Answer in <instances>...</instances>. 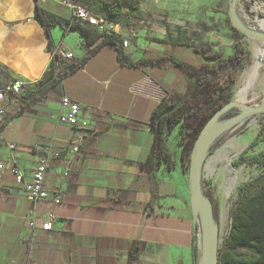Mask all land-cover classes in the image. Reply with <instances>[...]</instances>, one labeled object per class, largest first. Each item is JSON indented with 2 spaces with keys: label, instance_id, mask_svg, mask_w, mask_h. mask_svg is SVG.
<instances>
[{
  "label": "crops",
  "instance_id": "obj_1",
  "mask_svg": "<svg viewBox=\"0 0 264 264\" xmlns=\"http://www.w3.org/2000/svg\"><path fill=\"white\" fill-rule=\"evenodd\" d=\"M60 1L66 0H47L42 8L68 19L70 11ZM36 4L0 0V89L15 80L25 89L50 88L25 109L21 97L6 101L9 121L1 134L0 161L10 155L6 143L15 145L29 180L45 147L61 158L46 175V201H28L9 173L0 183V264H128L138 240L145 249L135 264H200L182 125L166 137L171 163L158 166L157 200L154 183L141 168L153 144V111L166 95L183 97L196 84L193 78L173 57H156L154 47L141 40L127 47L121 41L132 66L122 65L115 46L107 45L75 73H51L53 45L64 42L74 63L101 40L88 46L60 27L48 36L36 20ZM63 95L82 107L77 130L85 132L86 141L77 152L70 146L76 130L58 121ZM49 217L55 220L52 231L29 228L30 220L40 226Z\"/></svg>",
  "mask_w": 264,
  "mask_h": 264
},
{
  "label": "rangeland",
  "instance_id": "obj_2",
  "mask_svg": "<svg viewBox=\"0 0 264 264\" xmlns=\"http://www.w3.org/2000/svg\"><path fill=\"white\" fill-rule=\"evenodd\" d=\"M231 2L232 0H85V4L100 16L110 8L120 12L115 27L107 26V29L112 28L114 31L112 37L126 40L132 46H137L141 40L154 47L156 57L164 53L165 56L190 65L195 72L206 69L216 71V76L206 87H199L196 77L191 76L196 84L190 85L183 95L190 105V113H194L182 124L179 133L189 172L197 140L193 136L194 129L204 114L214 109L217 111L230 102H237L241 87L249 82L252 84L253 81L246 104L254 107L264 102V61L259 63L254 50L256 47L264 49V45L232 27ZM239 15L246 24L257 28L256 22L264 21V0H259V3L256 0H240ZM76 34L79 35L78 32ZM237 43L240 55L238 59H234ZM71 64L62 62V72L68 70ZM256 64H260V68L255 77L251 73H254ZM238 116L239 111L233 109L221 116L218 123L225 124ZM190 124L191 127L188 126ZM263 125L264 115H261L234 126L219 139L213 147V154L207 158L202 187L204 195L213 196L221 244L228 233L229 218L236 205L239 188L259 174V170L248 161L264 151V142H260L253 150L248 148L256 140ZM239 143L241 146L237 147ZM236 175H239L238 181L233 184L230 178Z\"/></svg>",
  "mask_w": 264,
  "mask_h": 264
},
{
  "label": "trees",
  "instance_id": "obj_3",
  "mask_svg": "<svg viewBox=\"0 0 264 264\" xmlns=\"http://www.w3.org/2000/svg\"><path fill=\"white\" fill-rule=\"evenodd\" d=\"M85 4V0H84ZM85 6H87L85 4ZM88 7V6H87ZM89 8V7H88ZM94 14L98 15L89 8ZM100 16V15H98ZM120 12L117 9H106L101 18L117 24ZM36 20L50 36V30L55 27L65 28L69 24V20L58 16L36 4ZM72 32H78L81 39L88 46L94 45L101 35L91 27H81L73 25ZM107 45L115 46L118 51V58L122 65H129L123 55L121 48V40L112 36L106 37L93 49L87 50L83 58L71 64L70 68L63 71V76L73 74L81 69L91 58H93L103 47ZM240 55L239 45L236 44L234 59H238ZM175 65L180 67L187 75L195 76L199 87L208 86L216 71L206 69L204 71L195 72L193 67L177 59H170ZM154 64L156 61H147ZM51 73H55V65L51 64ZM197 86V88H198ZM38 87V85H37ZM45 90L34 91L33 89H25L20 96L24 102L25 109L27 106L41 100ZM224 97V96H223ZM216 109L202 114V120L194 129V137L197 139L201 130L210 120ZM194 113H190V105L186 99L179 95H166L160 101L158 107L153 111L151 117V132L153 135V144L146 161L141 164V168L146 170L150 179L154 183V200H157V169L164 161L171 163V155L166 148V137L169 131L187 121ZM191 127V124L188 125ZM219 140L215 144L218 143ZM260 142H264V125L256 140L249 146L248 150H253ZM214 144V145H215ZM214 147V146H213ZM211 148L208 157L213 154L214 148ZM248 163L255 166L259 170L257 177L247 182L239 188L236 205L229 218V228L227 236L219 249V264H264V151L249 159ZM205 198L212 204L214 220L219 225L217 208L215 206L212 194L205 195ZM145 249V245L141 241H135L129 250L128 264H135L139 256Z\"/></svg>",
  "mask_w": 264,
  "mask_h": 264
},
{
  "label": "built area",
  "instance_id": "obj_4",
  "mask_svg": "<svg viewBox=\"0 0 264 264\" xmlns=\"http://www.w3.org/2000/svg\"><path fill=\"white\" fill-rule=\"evenodd\" d=\"M46 2L47 0H37V4L40 7L44 6ZM60 4L70 11L68 18L69 24L65 26V32H70L72 26L77 25L94 28L101 34V41L113 35L114 31L112 28L107 29V26L115 27L114 24L94 14L85 6L84 0H66L60 1ZM128 45V41L123 42V47H127ZM49 55L51 64L55 65L57 73L60 74L63 73L61 68L62 62H73L75 60L74 54L64 42L53 45L49 49ZM25 86L26 84L23 81L15 80L0 89V143L2 141V130L9 121L5 103L11 98L22 96ZM81 111L82 107L79 103L72 101L66 95L62 96L58 121L60 124L67 125L76 130L73 139L70 141V146L75 152L79 151L80 146L86 141L85 132H78L77 130L80 128ZM6 145L10 150V155L7 161H0V183L3 181L6 173H9L16 184L20 186L22 193L28 201L38 203L48 200L49 193L44 188L46 175L53 163L61 158V154L55 152L52 146L45 147L44 154L40 157L37 164L32 167L31 177L27 180L25 173L18 165L16 156L18 151L17 147L9 143H6ZM52 201L56 205L60 204L59 198H54ZM37 222V220H30L29 228L33 231L39 229L43 232H49L53 230L55 220L53 217H49L41 222L40 226H38ZM200 232V226L198 224V236Z\"/></svg>",
  "mask_w": 264,
  "mask_h": 264
},
{
  "label": "water",
  "instance_id": "obj_5",
  "mask_svg": "<svg viewBox=\"0 0 264 264\" xmlns=\"http://www.w3.org/2000/svg\"><path fill=\"white\" fill-rule=\"evenodd\" d=\"M240 0H232L230 4V20L232 27L239 33L264 45V29L253 28L246 24L239 15ZM264 51L263 48H260ZM236 109L239 116L225 124H219L221 116ZM264 115V102L260 106H249L246 102H230L218 109L200 132L191 156L190 165V202L196 224L200 226L198 246L201 254L200 264H219L221 246L220 227L215 223L213 206L203 193V173L210 149L223 135L234 126L245 122L248 118Z\"/></svg>",
  "mask_w": 264,
  "mask_h": 264
},
{
  "label": "bare ground",
  "instance_id": "obj_6",
  "mask_svg": "<svg viewBox=\"0 0 264 264\" xmlns=\"http://www.w3.org/2000/svg\"><path fill=\"white\" fill-rule=\"evenodd\" d=\"M256 2L257 3H259V0H256ZM256 10H257V8H256ZM243 20V19H242ZM256 26L257 27H261L262 29H264V21H257L256 22ZM255 51H256V56L258 57V60H259V63H261V62H263L264 61V51L263 50H261L260 49V47L259 48H255L254 49ZM257 65V64H256ZM256 68H255V70H254V73H251V75L253 74V76H255L256 77V75L259 73L258 72V70H259V68H260V64H258L257 66H255ZM253 68H254V66H253ZM252 68V69H253ZM252 69H250V70H252ZM250 72V71H249ZM246 76V75H245ZM252 78H254V77H252ZM251 78V79H252ZM255 79V78H254ZM244 80V79H243ZM245 80H247V79H245ZM253 81V80H252ZM254 82V81H253ZM253 82H252V84H253ZM259 82H260V80H259ZM242 83V82H241ZM247 83H248V81H247ZM251 84V82H249L248 84H246L245 85V87H241V89H240V91L238 92V94H237V100L238 101H242V102H245L248 98H247V96H248V92H249V90L253 87V85ZM257 85V84H256ZM255 87V86H254ZM254 89V88H253ZM252 92H253V90H252ZM250 94V93H249ZM235 97V96H234ZM241 146V144L239 143V145L237 146V147H240ZM226 159V158H225ZM231 173V172H230ZM239 176V175H238ZM238 176L236 175V176H234L232 179L230 178V181L233 183V184H235L236 183V181H238Z\"/></svg>",
  "mask_w": 264,
  "mask_h": 264
}]
</instances>
